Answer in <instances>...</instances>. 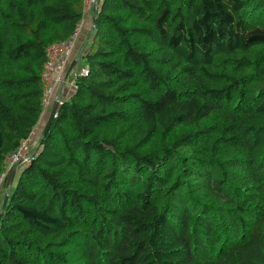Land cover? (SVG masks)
Instances as JSON below:
<instances>
[{"label":"trees","instance_id":"obj_1","mask_svg":"<svg viewBox=\"0 0 264 264\" xmlns=\"http://www.w3.org/2000/svg\"><path fill=\"white\" fill-rule=\"evenodd\" d=\"M82 17L0 0V179ZM94 19L87 73L2 181L0 264H264V0H101Z\"/></svg>","mask_w":264,"mask_h":264},{"label":"built area","instance_id":"obj_2","mask_svg":"<svg viewBox=\"0 0 264 264\" xmlns=\"http://www.w3.org/2000/svg\"><path fill=\"white\" fill-rule=\"evenodd\" d=\"M100 1L101 0H83V17L77 24L76 31L70 36L68 40L62 43L52 44L46 49V62L42 72L44 96L43 114L41 118H43L47 110L52 107L55 100H58L60 105L62 101L70 95L71 90L75 88L76 78L78 76L87 73L86 67L84 65H81L77 69L73 68L66 81H64L65 74L74 59L73 56L75 54L74 52L76 50L78 41L77 37L79 36L78 33L81 24L85 17L90 15L92 12L93 15H95V11L96 9H98ZM80 58L82 57H79L78 60ZM66 84H68L72 88H70V90H64L63 86ZM56 90L57 93L55 95ZM40 120L30 133V135L22 140L21 144L14 152L10 153L7 156V171L0 179V189L2 186V181L4 177H6V174L10 170H14L16 172L19 168L21 169L22 165H26L31 161L32 156L37 151L40 145V139L38 136L40 126L39 124H41Z\"/></svg>","mask_w":264,"mask_h":264},{"label":"crops","instance_id":"obj_3","mask_svg":"<svg viewBox=\"0 0 264 264\" xmlns=\"http://www.w3.org/2000/svg\"><path fill=\"white\" fill-rule=\"evenodd\" d=\"M93 17H94V15H93V12H92L90 15L85 17V19L83 20V22L81 24V27H80V30H79V33H78L79 36L77 37L78 38V41H77V46L78 47H82L85 44L87 38H89L88 36L90 35V31H91V29L93 27ZM50 111H51V108H49L47 110V112L45 113L44 116H46L47 113L50 114ZM42 120L43 119L41 118V120H40L41 121V125H43V123L48 121V120L47 121H42ZM7 190H8V188L4 187V190H2V192L0 193V210H1V207H2L1 205L3 203V200H4V197H5V194H6Z\"/></svg>","mask_w":264,"mask_h":264},{"label":"water","instance_id":"obj_4","mask_svg":"<svg viewBox=\"0 0 264 264\" xmlns=\"http://www.w3.org/2000/svg\"><path fill=\"white\" fill-rule=\"evenodd\" d=\"M94 28H95V19L93 18V27H92V29H91V33H90V35L93 33ZM90 35H89V38H91ZM82 53H83V52H82ZM78 58H79V57H78ZM78 58H74V60L71 62L70 66H69V68H68V71H67L66 74H65L64 81H66V79H67L68 75L70 74V72L73 70V68H75V65H76V63H77ZM58 108H59V101H58V100H57V101L55 100V101H54V104H53L52 107H51V111H50L49 117H48V119H47L48 121L45 123V125H44V129L42 130L41 138L44 137V135H45L46 132L48 131L49 125H50L51 121H53V118H54V116H55V114H56ZM14 175H15V174H13V176H12L11 183H12V181H13ZM10 187H11V186H10ZM10 187H9V189H10ZM9 189L7 190V192H6V194H5V197H4V200H3V203H2V207H1V210H0V215H1V213L3 212V210H4L5 206H6L5 203H7V201H8V197H9Z\"/></svg>","mask_w":264,"mask_h":264},{"label":"rangeland","instance_id":"obj_5","mask_svg":"<svg viewBox=\"0 0 264 264\" xmlns=\"http://www.w3.org/2000/svg\"><path fill=\"white\" fill-rule=\"evenodd\" d=\"M94 18V17H93ZM90 33H91V31H90ZM92 35V34H91ZM91 35H90V37H91ZM89 37V36H88ZM90 42V38H87V40H86V42H85V44L82 46V47H78V46H76V50H75V54H74V58H78V57H82V52L86 49V45L88 44ZM77 56V57H76ZM74 60V59H73ZM81 65H84V61L82 60V58H80L79 59V61L76 63V65H75V69H77L79 66H81ZM74 69V70H75ZM63 88H64V90H70V88H72V87H70L68 84H66V85H64L63 86ZM72 91V90H71ZM56 93H57V90H56V92H55V95H56ZM48 117H49V113H47V115L46 116H44L42 119V121H47V119H48ZM46 123V122H45ZM45 123H43V125H41V124H39L38 126H39V134H38V136H39V139H40V136H41V133H42V130L44 129V125H45ZM24 165H22V167H23ZM20 171V170H19ZM15 173V172H14ZM18 171L16 172V174H15V176H16V178H17V176H18ZM15 181H13V183H14ZM2 190H4V186L2 185L1 186V189H0V193L2 192Z\"/></svg>","mask_w":264,"mask_h":264}]
</instances>
